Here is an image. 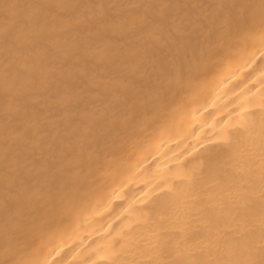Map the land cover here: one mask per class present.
Wrapping results in <instances>:
<instances>
[{"label":"bare ground","instance_id":"1","mask_svg":"<svg viewBox=\"0 0 264 264\" xmlns=\"http://www.w3.org/2000/svg\"><path fill=\"white\" fill-rule=\"evenodd\" d=\"M0 264H264V0H0Z\"/></svg>","mask_w":264,"mask_h":264}]
</instances>
